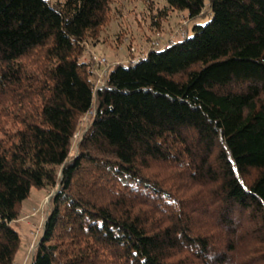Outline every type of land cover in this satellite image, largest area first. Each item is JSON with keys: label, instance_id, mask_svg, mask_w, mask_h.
I'll list each match as a JSON object with an SVG mask.
<instances>
[{"label": "trees", "instance_id": "obj_1", "mask_svg": "<svg viewBox=\"0 0 264 264\" xmlns=\"http://www.w3.org/2000/svg\"><path fill=\"white\" fill-rule=\"evenodd\" d=\"M114 1L0 0V264L58 183L31 264H264V0H166L213 17L96 89Z\"/></svg>", "mask_w": 264, "mask_h": 264}, {"label": "rangeland", "instance_id": "obj_2", "mask_svg": "<svg viewBox=\"0 0 264 264\" xmlns=\"http://www.w3.org/2000/svg\"><path fill=\"white\" fill-rule=\"evenodd\" d=\"M166 0H115L111 7V22L104 27L99 39L86 44L83 59H95L96 80L101 70L111 68L120 62H131L138 55L154 49V43L166 46L175 39L180 40L187 32L191 35L196 24H205L212 13L190 19L185 10L170 11L168 17L159 18L160 8ZM107 59V64L100 65L98 59ZM99 66V67H98ZM97 82L95 84L96 88ZM92 113L82 119L80 129L75 135L71 156L77 153L79 142L88 129ZM164 166H162L163 168ZM164 177L171 171L159 169ZM170 179V177H169ZM184 189V184L179 183ZM59 189V183L46 188L32 189L30 197L24 201L19 219L14 223L21 235V245L15 257V264H31L37 249L48 214L51 209V198ZM201 188L194 186L185 193H195Z\"/></svg>", "mask_w": 264, "mask_h": 264}, {"label": "built area", "instance_id": "obj_3", "mask_svg": "<svg viewBox=\"0 0 264 264\" xmlns=\"http://www.w3.org/2000/svg\"><path fill=\"white\" fill-rule=\"evenodd\" d=\"M162 47H164V46H159V42H155L154 43V49H159V48H162ZM147 53H145L143 55H138V57H136L135 59H133L129 63L135 64V63L139 62L142 58H144L147 55ZM106 62H107L106 58L98 59V63L100 65L107 64ZM109 71H110V68H104L103 70L100 71V73L102 72V74H100V78H102V79L97 80L96 89L99 88V87H102V86H104L106 84L107 77L109 75Z\"/></svg>", "mask_w": 264, "mask_h": 264}]
</instances>
